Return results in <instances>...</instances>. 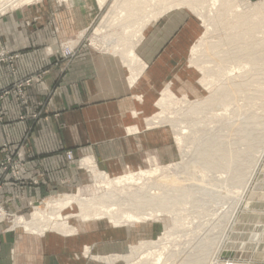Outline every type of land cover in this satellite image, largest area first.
I'll return each mask as SVG.
<instances>
[{"label": "bare ground", "instance_id": "obj_1", "mask_svg": "<svg viewBox=\"0 0 264 264\" xmlns=\"http://www.w3.org/2000/svg\"><path fill=\"white\" fill-rule=\"evenodd\" d=\"M33 1L0 0V14ZM107 1L98 0V3L103 8ZM183 7L201 18L206 27L205 35L191 50V64L200 69L204 76L215 80L204 84L207 89L209 84L219 83L212 96L205 101L190 102L177 97L168 88L156 103L161 112L154 116V124L162 125L165 121L172 123L183 162L180 165L159 166L151 171L141 170L138 174L128 173L115 180L105 173L100 174L93 165L94 177L100 186L107 189L105 193L90 198L63 195L46 199L43 207L35 209L31 219L15 217V228H23L32 235L56 232L70 236L77 232L69 221L75 218L83 222L107 220L114 227H119L122 224L158 221L162 217H169L172 227L160 238V242H141L131 246L130 252L125 255L102 257L90 248L86 249L85 255L105 264H115L117 261L144 264L142 260L147 258H152L150 264H210L213 259H216L213 264H248L225 262L223 259L229 245L228 237L237 223L234 221L226 228L228 232L223 238L222 231L230 216L228 211L211 221L214 224L210 231L208 228L201 235L198 232L204 223H195L205 215L207 207L230 205V201L224 202L229 197L223 192L231 181L238 188V184L245 181L247 169H253L259 152L257 148L264 143V116L261 115V118L259 114L249 113L240 123L226 122L227 117L224 115L217 124H213L214 135L202 139L201 135L192 134L190 124L169 121L164 114L172 107L185 109L192 114H201L206 108L208 112L202 120L208 123L217 118V112L232 107L240 98L247 100L249 108L259 107L261 110L260 104L264 102V38L260 39L259 35L264 34V0L257 3L249 0H116L113 10L108 14V22H103L96 35L105 34L107 41L101 43L102 46L110 53L112 51L111 54L121 56L134 82L142 70L135 51L142 31L159 16ZM113 23L112 29L110 24ZM219 31H224V37L220 41H211L209 36ZM98 41L95 38L93 44L96 45ZM250 87L254 88L247 91ZM240 109L234 108L233 112L237 113ZM193 147L197 151L191 152ZM211 172H217L220 176L209 179L208 174ZM218 228L219 233L214 234L213 231ZM185 232L186 235L193 234L194 238L183 245L186 247H177L175 242Z\"/></svg>", "mask_w": 264, "mask_h": 264}, {"label": "crops", "instance_id": "obj_2", "mask_svg": "<svg viewBox=\"0 0 264 264\" xmlns=\"http://www.w3.org/2000/svg\"><path fill=\"white\" fill-rule=\"evenodd\" d=\"M85 8L40 4L0 14V51L15 57L12 67L0 64V92L17 81L40 77L25 89L26 106L12 95L2 103L0 161L6 156L5 144L11 146L10 153L25 152L27 160L21 181L0 190V203L18 216L27 217L47 198L85 185L90 175L78 166L81 159L88 158L86 167L93 164L99 172L119 175L144 167L151 155L163 164L168 154L162 127L148 129L146 121L154 115L166 81L175 78L176 46L184 40L159 38L162 52L157 49L151 57L143 54L141 59L136 52L142 70L132 82L120 56L94 52L86 44L82 33L90 30L94 12ZM167 21L162 29L172 27L174 19ZM64 44L77 47L72 59L61 53ZM173 85L174 80L165 89ZM7 227H0V264H69V254L82 245L83 231H101L92 224L69 241V236L32 235Z\"/></svg>", "mask_w": 264, "mask_h": 264}, {"label": "rangeland", "instance_id": "obj_3", "mask_svg": "<svg viewBox=\"0 0 264 264\" xmlns=\"http://www.w3.org/2000/svg\"><path fill=\"white\" fill-rule=\"evenodd\" d=\"M115 1L116 0H108L107 3L101 9H99L98 7V0H34L33 2H31L32 4L29 3V5L26 4L21 7L36 6V5L40 6V4H43V5L47 4V5L53 6L54 8L56 7L66 8V7H73V6L74 7L75 6L76 7L77 6L86 7L85 8L86 10L90 8V10L94 12L93 15H91L92 13H90L91 18H93V22L90 26V30L86 33L84 32L82 37L83 39H85L86 44L89 47H91V49L94 52L103 53V54H111L112 51L110 53L108 50H105V48L101 44V43L104 44L107 41L104 38L105 34L101 36H97L96 34L100 31V28L103 22L105 21L104 23H106L108 14L113 10ZM249 1L251 3H257L261 0H249ZM21 7H18L16 9H19ZM167 18L174 19V21L171 23L172 27L167 30L162 29L163 25H167V26L169 25ZM110 26L113 29L114 23L110 24ZM204 26L205 24L202 21V19L199 18L193 12L189 11V9L183 7L181 9L172 10L169 13H167L165 16H162L158 18L157 20H154V22L150 24L149 28L146 29L144 32L143 40L141 41L139 45H138L139 42L137 43V48H136V52L138 56L142 59L143 54H146L147 56L151 57V55L157 49L161 48L160 51L162 52L163 46H158L159 38H160V42H162L164 38H169V37H172L171 42L174 38L183 39L184 41H182V43L179 44V46H176V51L178 54L177 56H175L176 58L173 61L175 63V70L172 73L174 74L175 72V78L170 79L169 81H166L167 83L162 88L165 89L168 85L172 84L174 80V85L172 86L171 89L170 88L169 89L173 91V93L177 97L186 99L190 102L205 101L207 98L212 96L213 91H215L219 86V83L217 82V84L215 83L212 85L209 84L210 87L207 89V87H205L204 84H207V82H215V80L210 79L207 76H204L203 73L200 71V69H198L196 66L191 64V57H192L191 50L198 43V41L202 39L203 36L205 35L204 31H206V27ZM169 34L170 36H167ZM259 36H260V39L264 38V34H260ZM98 37H100L101 39ZM156 37L157 39L154 41V44L151 43V46L146 45L148 43L147 40L149 39L151 40ZM223 37H224V31L215 32V34L209 36L210 40L212 39L211 41H214V42L220 41ZM95 38L97 39V41L98 39H100V41H98L99 43H97L96 45L93 44V41ZM65 44L62 46V48L65 47ZM168 46L169 45H167V47ZM61 53H62V50H61ZM117 55L120 56L119 54ZM117 61L121 65L120 60H117ZM125 72L126 74L127 73L129 74V71L127 69H125ZM226 73H228V71H226ZM248 78L249 77H247L246 79ZM252 88L254 87L247 88V91L248 89L252 90ZM162 91L160 95L157 96L158 100H160V98L162 97ZM242 99L243 98H240V100L236 104H233L232 107L228 109L220 107L221 109L223 108L225 111L217 112L216 116L218 119L215 118L208 123H204L202 120L203 119L202 117L204 116V114L208 112L206 108H204L201 111V114H192L189 111L187 112V110L185 111V109L180 110L179 107H172V109L171 110L169 109L164 114V116H166L169 121L171 120L182 121L184 122V125L190 124L193 129L192 134H196V136L197 134H199L201 135L202 139L204 138L209 139L214 135L215 128L213 124H217L219 119L224 117V115L225 117H227L225 120L226 122L229 120V121H236V122L238 121L240 123L242 122L243 117L247 116L249 113L250 114L255 113V114H259L260 116L261 115L264 116V110L262 109V107L264 108V102L262 105L260 104L261 110L263 111L262 112L259 109V107H255L254 109L249 108V106H247L248 105L247 100L246 99L242 100ZM259 103H262V101ZM240 107H242V109H240ZM234 108H238L240 110L237 113H234L233 112ZM160 112H161L160 108L156 106V110L153 111L154 115L148 118L146 123H147L148 129H152L155 126V128L162 127V130L164 131L166 152L168 151V154L166 153L165 155V162L163 164L159 163L158 160L155 157H152L151 155L150 157L146 159L145 165L142 168L140 167L138 169H128L126 170V172L119 174V175H110L106 173V175L110 177L111 180L118 179V177L120 178L121 175H122L121 177H123L127 175L128 173L138 174L141 170L151 171V170L156 169L159 166L165 167V166H170L174 164L180 165L183 162L181 150L179 149L176 143L175 130L173 129L171 125L172 123L165 121L164 123H162V125L160 124L161 126L155 125L156 122L155 120H153L155 118L154 116ZM228 117H230V119H228ZM262 120L264 119L262 118ZM199 121H202V123L198 124ZM223 123H224V120L222 121V124ZM149 124L151 125L148 126ZM258 150L259 152L256 155L255 165L253 169L252 170L247 169V171L244 174L245 181H243L242 183H239L238 188L237 186H234L233 182L231 181L228 183L226 190L223 192L225 193V196L229 197V200H225L224 202L228 203L230 201L231 202V203L229 202L230 205L228 207H219V208H216L215 206H213V208L207 207V212L205 213V215L201 216V219L197 220L195 223L197 224L198 222L203 221L204 225L202 229L198 232V235H201L208 228L210 231V227H212V224H214V223H211V221L217 220L218 218L221 217L223 212L228 211L230 216L225 223V228L222 231V236L224 238L228 232L226 228L230 227L234 223V221L237 222L234 225L233 229L231 230L230 236L228 237L229 245H227V248H226L227 252H226L225 257L223 258L225 262L227 261L237 262L238 261V263L245 262L248 264H264V252H263L264 250V239H263L264 238V143L258 146L257 151ZM190 151L191 152L197 151V149L195 150V148L193 147V149L192 150L190 149ZM86 159L88 158L81 159L77 163L79 167L85 169V171H87V173L90 175V178L87 177L88 181L85 183V185L80 186L69 193L60 194V195H72V196L78 195L79 197H82V198H85V197L90 198L93 196L101 195L107 191L106 188L98 184L96 180L97 178L94 177V174L92 172L93 164H91V166H88V167L85 166V161L83 160H86ZM167 171H171V169H167ZM99 173L104 174L105 172L101 171ZM222 175L225 176L224 174ZM219 176L220 174L217 172H211L208 174L209 179L211 177H219ZM60 195H53L52 197H49V198H56ZM251 198L253 199L251 200ZM45 201L41 205H36L32 207V209L28 212L27 217L25 218L28 220L31 219L32 214L35 212V209L39 207L40 208L43 207V204L45 203ZM4 208L8 214L14 215V213H11L10 211L6 209V206ZM71 214H75V213L71 212ZM16 216H17L16 218L24 217V216H18V215ZM192 216H195V215H192ZM9 220L10 219L4 220V222L0 225V227L7 225L8 226L6 228L7 230L15 229L14 222L9 221ZM69 221H70L71 226L77 230V232L69 236L71 237V238H68L69 241H72V240L74 241V238H77L76 236L79 235L80 231L84 227L91 226L92 224H95L101 227L100 228L101 231L95 230V233H94V235L97 233L101 234L100 237H95L92 234V232H89L88 230L83 231L84 233L80 236V238L82 237L80 240L82 242L81 243L82 245L79 247L78 252L69 254L70 256L69 264H105L103 262H97L91 259L90 256L87 257L85 255L86 249L90 248L92 250H95V252L102 257H107V256H112V255H125L130 252L131 246H136L141 242H144V241L160 242V238H163L166 231H168L172 227V220L169 217H162L158 221L157 220L148 221V222L137 223V224L135 223L131 225L122 224V226L120 225L119 227H114L112 224H109L107 220L83 222L81 219L75 218ZM20 229L26 232L23 228H20ZM219 231L220 230L218 228V229H215L213 233L218 234ZM49 233H53L54 235L62 237V235L56 232H49ZM186 233L187 232H185V234H183V236L178 238L177 241L175 242V245L177 247L179 246L186 247L183 245H185L186 242L191 241L194 238L193 234H189V235L187 234L188 235L187 237ZM169 246L171 247L172 245H169ZM238 248L240 249L239 250L240 252L238 251ZM151 260L152 258H147L142 261H144V264H148V263L150 264ZM215 261L216 259L211 260L210 264H213ZM115 264H127V263L123 261H117Z\"/></svg>", "mask_w": 264, "mask_h": 264}, {"label": "built area", "instance_id": "obj_4", "mask_svg": "<svg viewBox=\"0 0 264 264\" xmlns=\"http://www.w3.org/2000/svg\"><path fill=\"white\" fill-rule=\"evenodd\" d=\"M66 46L67 47H64L62 49V54L66 59H72L77 53V47H73V44H69ZM14 60L15 57L10 55V53L3 50L0 51V64L7 63L12 67ZM39 79L40 77L36 76L24 79L22 81H17L10 87L0 92V124H2L4 121L2 110L3 101L8 98V96L12 95L15 99H17V101L20 102L22 106H26L25 89L30 87L32 83L38 81ZM10 148L11 146L8 144L3 145V150L6 153V156L3 160L0 161V190L2 187L10 183L21 181V173L27 162L25 152H23L22 150H18L15 153H10ZM67 160L70 162L73 160L71 152L67 153ZM4 207L5 205L3 203H0V225L4 222V220L10 219L9 221H13V218L17 217L16 214H8Z\"/></svg>", "mask_w": 264, "mask_h": 264}]
</instances>
